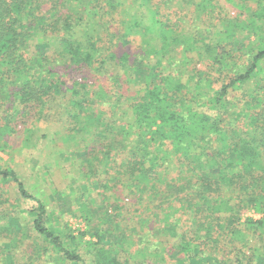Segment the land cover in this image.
Returning <instances> with one entry per match:
<instances>
[{
	"label": "trees",
	"instance_id": "1",
	"mask_svg": "<svg viewBox=\"0 0 264 264\" xmlns=\"http://www.w3.org/2000/svg\"><path fill=\"white\" fill-rule=\"evenodd\" d=\"M187 1L182 26L152 9L165 0H143L144 18L126 20L118 37L130 44L140 31L131 56L106 47V29L83 26L85 16L73 22L69 0H53L50 18L46 0H0V150L12 149L16 134L32 155L46 151L49 168L62 172L76 159L87 182L78 186L81 209L97 185L106 199L119 183L145 210L149 197L174 196L192 221L180 232L163 225L173 229L176 264H205L204 247L212 246L228 249L231 264L264 263V0H243L249 11L233 22L217 18L208 0ZM188 53L200 68L196 62L187 74ZM8 182L13 198L4 195ZM25 200L34 206L21 208ZM249 209L260 217L243 220ZM115 217L104 231L116 240L77 251L49 227L44 201L18 171L0 167V232L15 236L5 245L14 261L38 241L43 253L73 264H121L122 251L125 264L165 259V240L149 242L142 229L117 233Z\"/></svg>",
	"mask_w": 264,
	"mask_h": 264
},
{
	"label": "rangeland",
	"instance_id": "2",
	"mask_svg": "<svg viewBox=\"0 0 264 264\" xmlns=\"http://www.w3.org/2000/svg\"><path fill=\"white\" fill-rule=\"evenodd\" d=\"M193 1L194 5L191 7H195V4L199 0ZM208 1L210 5H213L212 9L215 10L217 18L218 16H223L228 21L231 20V22L236 18L244 19L250 8L243 0ZM52 3L53 0H46V3L42 6V11L46 18H50L51 13H53L50 7V5H53ZM188 5L189 2L187 0L180 2L178 5L175 4V0H165V6L163 8L152 7V9L160 11L161 15L169 14L170 19L174 23L177 21L178 24L186 26L190 18V14L185 15L189 13L187 10L189 8ZM251 5L253 6L252 3ZM56 7L62 8L64 6L59 3ZM67 7H69V12L74 8L72 13L73 22H77L80 19L79 17L83 15L86 19L81 23L83 26L90 24L97 31L105 28L106 30L102 33L106 34L103 36L106 41L105 46H113L115 48L114 51L118 55L123 52H128L133 56L139 52L138 41L141 36L140 31L137 34L131 35L132 42L130 44H122L118 37L129 26V22L125 23L126 20L132 17L144 18L145 7L143 0H69V6ZM50 32L53 34L56 33L55 31L52 32V30ZM39 38L41 41L47 39L41 35H39ZM187 58L190 59L186 66L189 69L187 71L188 74L193 70L191 68L198 60L192 53H188ZM199 68L200 63L198 62L194 69ZM72 72L75 73V70H72ZM66 73H69V71H66ZM242 92L243 90H238L236 96L239 98ZM20 126L21 123L18 124V127ZM8 140L13 148H9L5 152L0 150V167L14 168L18 171L19 175L25 180L28 189L36 197L44 201L49 215V227L51 229L57 228L63 236L64 242L71 248L85 252L87 250V242H92L93 245V243L98 241L100 244L108 245L110 241L116 240L117 236L107 235L109 233L104 231L108 226L110 227L109 220H112L116 215V225L111 228L114 231H118L117 233L125 231L132 234L130 237H134V233L142 229L141 231L146 234L149 242L156 239L166 241V256L162 262L159 260H148L147 262H142V264H176L177 257L181 256L177 255V250H174L172 247L176 238L171 237L174 233L172 227H164L163 225H167V221L171 222V224H174V231L180 232L189 228L192 221L179 209L180 202L175 200L174 196L166 197L165 199L164 196L161 198H157L156 195L149 197L145 210L144 206H142L143 204L135 203L132 195H128L125 189L115 180L118 184L110 188V191L106 193V199H103L101 195H96L99 191V188H97L98 185L97 187L92 186V189L89 190V195L87 194L84 199L87 209H81L79 207L81 199L79 198L80 191L78 186L81 183L85 185L87 182L85 181L86 178L76 167V159L71 161L66 159L62 167L63 171L61 172V169L54 165L49 168L47 164H44L47 160L45 150L40 155L35 153L36 156H34L29 150L20 145V136L12 134ZM2 186L4 187L5 196L8 198L16 196L13 182L5 183ZM34 204V201L25 200L21 202L20 207L28 209L34 206ZM159 208L161 210H158ZM119 211L121 212L120 215L118 214ZM151 212H154V214L151 215ZM25 216L29 219L27 215ZM21 217L24 219L23 215ZM248 217L258 218L260 214L253 209L246 210L241 214L243 220ZM14 237V234L0 232V246L4 245V254L8 259L6 261L7 264H73L69 261H63L58 254L52 256L53 253L50 251L43 253L41 241H38L37 245L31 246L30 248L25 246L24 249H18V253L22 259L18 260V262L14 261L11 254L8 253V247H6V244L8 246L12 245L15 239ZM131 239L135 241L133 238ZM127 246L129 247L128 244ZM134 247L135 245H131L128 248L132 255ZM204 248L211 252H205L202 255L205 257V264H231L227 260L229 258L228 249L223 251V248L220 246V253L216 252L213 246ZM29 251H31V254ZM123 252H119L121 264H125L122 262L126 260L125 253ZM220 254H222V258H220ZM130 264H134L133 259ZM258 264L264 263L258 262Z\"/></svg>",
	"mask_w": 264,
	"mask_h": 264
}]
</instances>
